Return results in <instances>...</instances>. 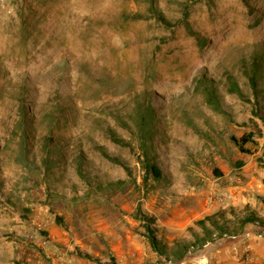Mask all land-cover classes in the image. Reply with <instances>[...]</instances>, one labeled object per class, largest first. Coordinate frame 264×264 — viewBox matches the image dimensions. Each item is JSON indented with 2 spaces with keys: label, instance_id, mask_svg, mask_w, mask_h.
Segmentation results:
<instances>
[{
  "label": "rangeland",
  "instance_id": "rangeland-1",
  "mask_svg": "<svg viewBox=\"0 0 264 264\" xmlns=\"http://www.w3.org/2000/svg\"><path fill=\"white\" fill-rule=\"evenodd\" d=\"M263 115L264 0H0V264L190 263L213 246L175 239L264 235V192L247 217L230 194L264 187Z\"/></svg>",
  "mask_w": 264,
  "mask_h": 264
},
{
  "label": "crops",
  "instance_id": "crops-1",
  "mask_svg": "<svg viewBox=\"0 0 264 264\" xmlns=\"http://www.w3.org/2000/svg\"><path fill=\"white\" fill-rule=\"evenodd\" d=\"M262 191L264 192V187H253L251 185H236L230 188L231 199L233 201L232 208H234L233 213H237V209H242L245 203L251 204V207L247 208L246 212L244 210L242 213L249 216L255 214V208L257 202L252 199V191ZM250 212V213H249ZM236 215V214H235ZM258 223L252 221H246L243 230L235 236H226V238H220L217 242H206L202 246L205 248L210 244V248L202 249L204 252L207 250L209 253V258H198L193 259L190 263H172V264H243L242 257L245 253H248L260 264H264V235L256 234L252 228H257ZM202 256V255H201Z\"/></svg>",
  "mask_w": 264,
  "mask_h": 264
},
{
  "label": "trees",
  "instance_id": "trees-1",
  "mask_svg": "<svg viewBox=\"0 0 264 264\" xmlns=\"http://www.w3.org/2000/svg\"><path fill=\"white\" fill-rule=\"evenodd\" d=\"M154 11H157L156 9H154ZM158 12V11H157ZM254 114L255 115H258V110L257 109H254ZM262 120L264 122V115L262 117ZM251 136L252 134L251 133H246V134H243L242 136L240 137H234V136H231L230 139L233 141V143L235 144V146L238 148V150L242 153H248L249 152V149H246L244 148V145L249 142V141H252L251 140ZM148 168V171L151 173V175L154 177V178H158L160 176V171L159 169L153 165V164H150L147 166ZM252 219L249 218V219H246V221H251ZM200 226L203 228L204 232H208L210 231V229L202 224V222H200ZM214 224V226H216L217 228H220L219 225H217L216 222L212 223ZM147 239L148 241L150 242V245L152 247V249L155 251V252H158L160 255H167V252H165L162 248V245L160 244L159 240L157 239V237L152 233V231L150 230V228L147 229ZM195 239L194 240H191V241H179V240H176L175 239V243H176V247L173 248L172 247V250H171V254L173 255V258L175 259H182L188 252H190L189 248L191 247H194L195 245H203L205 244L206 242H210L209 241V237L210 235H194ZM114 264V263H112Z\"/></svg>",
  "mask_w": 264,
  "mask_h": 264
},
{
  "label": "built area",
  "instance_id": "built-area-1",
  "mask_svg": "<svg viewBox=\"0 0 264 264\" xmlns=\"http://www.w3.org/2000/svg\"><path fill=\"white\" fill-rule=\"evenodd\" d=\"M243 264H260L258 260H256L254 257L249 255L248 253H245L242 257Z\"/></svg>",
  "mask_w": 264,
  "mask_h": 264
}]
</instances>
